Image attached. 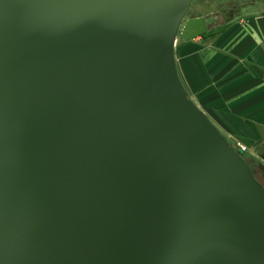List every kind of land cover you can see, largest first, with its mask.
Masks as SVG:
<instances>
[{"label": "water", "instance_id": "95a60500", "mask_svg": "<svg viewBox=\"0 0 264 264\" xmlns=\"http://www.w3.org/2000/svg\"><path fill=\"white\" fill-rule=\"evenodd\" d=\"M192 2L0 0V264H264V184L178 70Z\"/></svg>", "mask_w": 264, "mask_h": 264}, {"label": "crops", "instance_id": "0c3cea01", "mask_svg": "<svg viewBox=\"0 0 264 264\" xmlns=\"http://www.w3.org/2000/svg\"><path fill=\"white\" fill-rule=\"evenodd\" d=\"M246 21L182 39L175 51L180 76L199 108L233 144L246 147L247 157L263 164L264 12ZM214 35L215 42L206 43Z\"/></svg>", "mask_w": 264, "mask_h": 264}, {"label": "rangeland", "instance_id": "374dc122", "mask_svg": "<svg viewBox=\"0 0 264 264\" xmlns=\"http://www.w3.org/2000/svg\"><path fill=\"white\" fill-rule=\"evenodd\" d=\"M195 7L199 9L194 11ZM263 12L264 0H193L191 6L192 15L201 13L208 16L209 18H212L213 20H217L218 26H216L217 24L213 22V25L210 26V30L208 33L215 31L217 28L219 29L221 27H236L239 25H244L247 22L246 19L249 18L251 14H258ZM241 20L245 21H243V23L241 24L239 23ZM215 38V35L207 38L206 43L211 42L212 40L213 42H215ZM177 43H179L178 47L181 50L183 40L179 38ZM198 102L199 101L197 100V103ZM247 159L256 168L258 179L264 183V174L261 170L264 165L257 164L250 157H247Z\"/></svg>", "mask_w": 264, "mask_h": 264}, {"label": "flooded vegetation", "instance_id": "af4514ba", "mask_svg": "<svg viewBox=\"0 0 264 264\" xmlns=\"http://www.w3.org/2000/svg\"><path fill=\"white\" fill-rule=\"evenodd\" d=\"M197 9H199V8H196L195 7V10L194 11H196ZM197 16H206V15H198V14L192 15L191 9H190V11H189V13L187 15V18L188 17H197ZM206 17L208 18V16H206ZM213 22H215V24H217V20L216 19L213 20L212 18H209V22H208L209 28H210L211 25H213Z\"/></svg>", "mask_w": 264, "mask_h": 264}, {"label": "trees", "instance_id": "16d2710c", "mask_svg": "<svg viewBox=\"0 0 264 264\" xmlns=\"http://www.w3.org/2000/svg\"><path fill=\"white\" fill-rule=\"evenodd\" d=\"M198 15H204V14H198ZM246 156V155H245ZM247 157V156H246ZM249 161V160H248ZM250 162V161H249ZM256 162V161H255ZM257 164H260L261 165V163H258V162H256ZM250 164H251V162H250ZM251 166H252V168L254 169V171H255V173H256V175H257V170H256V168L251 164ZM261 168V167H260ZM264 168V167H263ZM263 168H261V170H262V173L264 174V169ZM263 183V182H262ZM264 184V183H263Z\"/></svg>", "mask_w": 264, "mask_h": 264}, {"label": "built area", "instance_id": "2783aa9c", "mask_svg": "<svg viewBox=\"0 0 264 264\" xmlns=\"http://www.w3.org/2000/svg\"><path fill=\"white\" fill-rule=\"evenodd\" d=\"M236 147H237V148H239V149H241V150H243V151H245V150H246V147H244V146H241V145H238V146L236 145ZM263 164H264V163H263Z\"/></svg>", "mask_w": 264, "mask_h": 264}, {"label": "bare ground", "instance_id": "6f19581e", "mask_svg": "<svg viewBox=\"0 0 264 264\" xmlns=\"http://www.w3.org/2000/svg\"><path fill=\"white\" fill-rule=\"evenodd\" d=\"M215 96V95H214Z\"/></svg>", "mask_w": 264, "mask_h": 264}]
</instances>
